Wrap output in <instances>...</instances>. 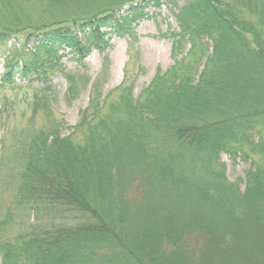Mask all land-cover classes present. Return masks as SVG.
<instances>
[{"label": "trees", "instance_id": "16d2710c", "mask_svg": "<svg viewBox=\"0 0 264 264\" xmlns=\"http://www.w3.org/2000/svg\"><path fill=\"white\" fill-rule=\"evenodd\" d=\"M105 1L100 16L32 30L35 51L4 57L0 86L41 83L35 114L55 100L41 53L57 59L62 46L84 68L90 47L106 46L109 35L134 41L132 25L163 2ZM174 17L171 55L188 44L186 55L141 95L121 90L103 116L104 99L91 96L77 126L86 125L82 140L57 125L36 130L33 115L20 131L15 205L27 223L13 239L0 235L1 264H213L241 255L264 264V243L248 234L264 227V0H189ZM8 33L0 31V48ZM62 74L76 99L89 78ZM224 154L250 164L243 177L229 180Z\"/></svg>", "mask_w": 264, "mask_h": 264}, {"label": "rangeland", "instance_id": "374dc122", "mask_svg": "<svg viewBox=\"0 0 264 264\" xmlns=\"http://www.w3.org/2000/svg\"><path fill=\"white\" fill-rule=\"evenodd\" d=\"M186 1L189 0H163L159 8L148 7L147 16L132 25L135 33L132 42L127 37L109 35L108 39L105 38L106 46H92L84 61L85 70L82 71L87 74L89 83L74 100L66 95L67 85L62 70L75 72L77 65L70 52L63 47L56 52L59 56L57 61L43 53L39 56L42 71L48 80L47 85L53 89L55 96V100L50 97L45 108L32 113L33 91L39 86L42 87L41 83L27 85L20 82L13 88L0 86V110L4 105H12L8 120H2L0 116V235L13 239L20 233L21 226L27 223L19 218L20 211L15 205L18 181L13 176L17 171L14 164V146L20 142L19 133L28 126L31 116H34L36 130L46 132L52 125H57L61 135L70 136L73 143L82 140L86 125L80 128L77 126L81 121L80 112L89 105L91 96L97 98V93V96H101L100 102L104 99V107L100 113L103 116L107 113L109 104L116 101L121 90L132 88L134 97L141 95L156 75L169 73L175 67V60L178 61L186 55L188 44L183 45L180 54L172 56L171 39L167 36L177 31L178 23L174 14ZM105 4V0L81 3L77 0H0V31L6 30L10 34L6 44L0 48V74L5 66L4 57L20 61L21 57L28 58L35 51L37 43L30 36L32 30L46 24H70L74 20L100 16L107 11ZM120 8L122 9L118 10ZM126 8L117 7L115 12L121 14ZM237 15L239 16L238 12ZM239 17L256 26V19L253 17L245 13ZM189 61L190 58L186 57L184 64ZM201 69L202 67L199 71ZM93 86H97L95 92L92 90ZM243 150L247 152L246 149ZM253 159L259 163L261 157L253 156ZM221 161L226 165L231 181L243 177V171L250 167V164L240 160L233 163L226 154L221 156ZM241 189H244V184ZM255 231H248L251 243L263 244L264 227ZM258 251L262 249L259 248ZM243 260L246 259L241 255L238 261L224 260L213 264H245ZM260 261L257 260V263Z\"/></svg>", "mask_w": 264, "mask_h": 264}]
</instances>
